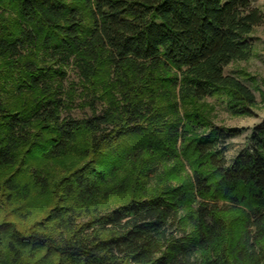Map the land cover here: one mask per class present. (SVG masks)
<instances>
[{
	"label": "trees",
	"instance_id": "obj_1",
	"mask_svg": "<svg viewBox=\"0 0 264 264\" xmlns=\"http://www.w3.org/2000/svg\"><path fill=\"white\" fill-rule=\"evenodd\" d=\"M256 1L0 0V92L10 83L20 100L0 97V169L15 167L0 195L24 200L34 187L54 200L27 229L1 222L0 264H264V121L228 164L227 144L245 129L191 136L193 123L163 117L144 92L158 73L182 102L223 92L233 114H250L255 95L225 69L252 55L264 23ZM70 66L85 82L107 68L118 97L100 111L93 100L90 117L63 118L55 82ZM182 159L192 173L172 188ZM131 180L161 188L99 205ZM243 207L242 231L228 233L229 214Z\"/></svg>",
	"mask_w": 264,
	"mask_h": 264
},
{
	"label": "rangeland",
	"instance_id": "obj_2",
	"mask_svg": "<svg viewBox=\"0 0 264 264\" xmlns=\"http://www.w3.org/2000/svg\"><path fill=\"white\" fill-rule=\"evenodd\" d=\"M254 5L258 7L264 14V0H257ZM4 11V9H2ZM10 9L5 12L8 13ZM9 14V13H8ZM6 14L5 16H7ZM15 18V14L10 15ZM252 44L253 52L248 60L233 61L225 69V75H230L239 81H242L256 97L257 104L254 107H250L251 113L248 115H235L231 112L228 107V101L230 97L226 93H219L213 98H207L199 101H184L179 99L177 91L171 83L164 82L161 80L163 77L156 73L155 82L146 86L144 89L145 97L154 99L156 101L155 109L168 120H178L181 123H193L191 136L200 135L209 130V127H223V128H236L245 129L242 137L230 140L227 144L226 162H230L245 148L249 145L250 132L264 121V23L256 27L252 32ZM111 78H117L116 75L110 74L109 70L105 67L102 68L101 72L97 74V77L92 82L82 81L79 77L78 71L70 66L66 69V76L64 80H57L55 84L62 89L64 92V98L67 100V107L63 112V118L72 117L75 119H84L90 117L93 112L91 108V102L96 100L97 109L100 111L102 107H105L116 99L118 95L114 92H109ZM110 79V80H109ZM7 83L9 81L7 80ZM7 86L5 91L0 92V97L7 101L10 105L20 104V100L13 96L11 89L8 87L9 84H3ZM9 90V93H8ZM120 98V97H119ZM67 164H70L75 160L73 156L64 159ZM183 171H179V178L172 180V188L179 187L187 184V177L192 173V166L187 164V161L182 159ZM15 167L13 168H2L0 169V181L5 180L11 174L14 173ZM132 173L130 170L125 174ZM125 174L120 175L123 177ZM64 175L62 170H58L54 176V180H59ZM134 175V173L132 174ZM137 175L133 176V181ZM137 178V177H136ZM132 182V180H131ZM142 185L135 187L133 182L129 187L126 194L106 199L101 198L100 204L107 207H114L116 204L127 201L131 196L144 197L161 188L160 185ZM22 196H15L14 201L9 202L5 197L0 195V224L1 222H10L16 224L17 228L24 230L29 228L34 220H40L43 216L54 206V200L52 195L40 194L37 188H32L28 197L22 200ZM184 214L189 209L194 207L192 202H188L185 206ZM248 207H243L241 211L231 212L227 218L228 227L232 232H241L243 228V220L245 212ZM30 212L28 214L27 211ZM41 210L39 217L33 218V214L36 211ZM245 211V212H244ZM29 215L24 217V215ZM33 215V216H32ZM235 236V235H234ZM229 237V236H228ZM220 244V249L225 250L233 239L230 237ZM238 236L236 235L235 238ZM231 241V242H230Z\"/></svg>",
	"mask_w": 264,
	"mask_h": 264
}]
</instances>
